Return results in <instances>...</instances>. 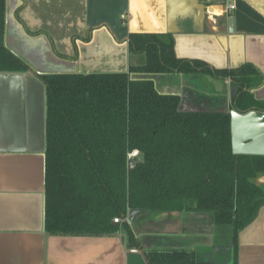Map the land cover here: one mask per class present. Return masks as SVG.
I'll list each match as a JSON object with an SVG mask.
<instances>
[{
	"label": "crops",
	"instance_id": "obj_1",
	"mask_svg": "<svg viewBox=\"0 0 264 264\" xmlns=\"http://www.w3.org/2000/svg\"><path fill=\"white\" fill-rule=\"evenodd\" d=\"M169 1L175 11L171 25L167 0H6L4 45L27 69L0 72V264H148L142 250L124 245L123 233L45 232V87L37 75L128 73L131 79H151L161 94L178 95L182 111L233 109L236 86L229 77L131 72L145 65L146 55L129 49V36L153 34L171 37L177 58L215 69L249 65L261 79L252 96L264 102V0H227L235 6L230 12L221 4L226 0H211L200 32L194 31L189 1ZM183 25L189 31L167 32ZM252 182L264 192V173ZM129 218L144 249L193 251L219 264L231 259L264 264V204L235 239L231 229L217 225L213 213L197 210L195 203L181 210L130 211ZM214 247L227 249L223 261L213 260Z\"/></svg>",
	"mask_w": 264,
	"mask_h": 264
},
{
	"label": "trees",
	"instance_id": "obj_2",
	"mask_svg": "<svg viewBox=\"0 0 264 264\" xmlns=\"http://www.w3.org/2000/svg\"><path fill=\"white\" fill-rule=\"evenodd\" d=\"M5 3L0 0V72H23L27 65L4 45ZM128 45L146 55L145 65L131 72L229 77L236 86L233 109L264 111L250 91L261 79L249 65L215 69L177 58L171 37L153 34H131ZM37 76L45 87V232L124 233L148 264H219L193 251L144 249L125 219L130 211L195 203L217 225L230 226L233 239L254 220L264 192L252 179L264 173V156L232 153L229 112L180 111L178 95L161 94L151 79L128 73ZM131 151L141 155L132 167Z\"/></svg>",
	"mask_w": 264,
	"mask_h": 264
},
{
	"label": "water",
	"instance_id": "obj_3",
	"mask_svg": "<svg viewBox=\"0 0 264 264\" xmlns=\"http://www.w3.org/2000/svg\"><path fill=\"white\" fill-rule=\"evenodd\" d=\"M194 11V22L196 21V28L194 31H202L203 25V15H204V5L199 3L198 0H188ZM167 14L168 23L174 17L175 11L173 3L167 0ZM234 20L231 17L229 19V31L233 32ZM194 23H192L193 25ZM171 25V23L169 24ZM189 31L188 25H183L179 30L175 28L171 29L168 27V33L186 32ZM179 109V107H178ZM180 110V109H179ZM182 111V110H180ZM200 112V111H199ZM230 139H231V150L235 155H261L264 156V111L252 109L247 112L241 113L235 109H230ZM141 158V156H139ZM130 221V218L126 220ZM121 241L126 245V237L123 233L121 236ZM230 264H233V259H231Z\"/></svg>",
	"mask_w": 264,
	"mask_h": 264
},
{
	"label": "built area",
	"instance_id": "obj_4",
	"mask_svg": "<svg viewBox=\"0 0 264 264\" xmlns=\"http://www.w3.org/2000/svg\"><path fill=\"white\" fill-rule=\"evenodd\" d=\"M204 2H203V4H204V7H205V11L208 12L209 9L212 10L213 5L211 4V0H204ZM221 4H223L225 6V11L226 12L232 11L234 9V7H235L233 3L228 2L227 0L226 1H221ZM139 156H141V155L139 154L138 151H131L128 154V159H129L128 165L130 167H132L133 164L135 163V161L140 159ZM113 221L114 222H119V221H122V220L120 218H114Z\"/></svg>",
	"mask_w": 264,
	"mask_h": 264
},
{
	"label": "rangeland",
	"instance_id": "obj_5",
	"mask_svg": "<svg viewBox=\"0 0 264 264\" xmlns=\"http://www.w3.org/2000/svg\"><path fill=\"white\" fill-rule=\"evenodd\" d=\"M201 2L203 3L204 0H201ZM225 227L226 229H231L230 226H225ZM213 249L214 250H212L211 252L213 260H217L220 262V261H223V259L227 257V254H228L227 249L220 248V247H214Z\"/></svg>",
	"mask_w": 264,
	"mask_h": 264
},
{
	"label": "flooded vegetation",
	"instance_id": "obj_6",
	"mask_svg": "<svg viewBox=\"0 0 264 264\" xmlns=\"http://www.w3.org/2000/svg\"><path fill=\"white\" fill-rule=\"evenodd\" d=\"M140 154V153H139Z\"/></svg>",
	"mask_w": 264,
	"mask_h": 264
}]
</instances>
